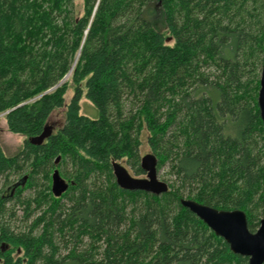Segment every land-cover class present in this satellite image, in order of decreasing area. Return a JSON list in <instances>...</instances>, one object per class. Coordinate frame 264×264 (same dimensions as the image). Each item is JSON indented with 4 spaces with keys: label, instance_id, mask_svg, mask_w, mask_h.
Wrapping results in <instances>:
<instances>
[{
    "label": "trees",
    "instance_id": "trees-1",
    "mask_svg": "<svg viewBox=\"0 0 264 264\" xmlns=\"http://www.w3.org/2000/svg\"><path fill=\"white\" fill-rule=\"evenodd\" d=\"M74 3L0 0V114L25 138L13 155L0 146V264H248L180 201L240 210L252 233L264 217V0ZM59 109L63 125L30 144ZM143 138L171 178L160 196L112 175L113 161L145 175ZM58 161L68 188L55 198ZM14 205L26 230L4 222Z\"/></svg>",
    "mask_w": 264,
    "mask_h": 264
},
{
    "label": "water",
    "instance_id": "water-1",
    "mask_svg": "<svg viewBox=\"0 0 264 264\" xmlns=\"http://www.w3.org/2000/svg\"><path fill=\"white\" fill-rule=\"evenodd\" d=\"M257 107L264 130V50ZM51 132V128L46 125L39 136L29 139V143L40 145ZM156 165L157 160L152 154L141 157L140 168L145 174L143 178L132 177L118 162H111V169L118 188L160 196L168 191V186L157 179ZM67 188L68 184L60 177L58 171L54 170L51 175L50 188L53 197H60ZM180 204L201 220L216 236L223 239L233 254L246 257L248 264H264V217L260 220L258 229L252 233L247 228L244 212L240 210H217L186 199L181 200ZM5 248L6 246L2 244L1 249Z\"/></svg>",
    "mask_w": 264,
    "mask_h": 264
},
{
    "label": "rangeland",
    "instance_id": "rangeland-1",
    "mask_svg": "<svg viewBox=\"0 0 264 264\" xmlns=\"http://www.w3.org/2000/svg\"><path fill=\"white\" fill-rule=\"evenodd\" d=\"M75 9L76 12H78L79 14L82 13V0H75ZM152 22H153V27L156 31L162 33L165 35V37H167V32H166V28H165V23H164V18L163 15L161 13V11L159 9L156 10V14L154 15V17L152 18ZM167 43L170 44V39H167ZM261 73V70H260ZM69 80V75L63 80V81H68ZM73 94V88L72 86H70L65 94V103H67L71 96ZM80 114L84 115L90 119H95L97 117V111L94 108V106L84 97H81L80 100ZM64 123V109H59L54 111L50 117L47 120L46 125L48 127L51 128L52 132H55L57 129H59ZM24 137L20 136V135H15L10 133L7 130V126L4 120V114H0V146L2 148V150L4 151V153L6 155H13L15 153H17L23 146V141H24ZM147 154H152L151 151L149 150L145 139L143 138L142 140V144L140 146V155L141 157H143L144 155ZM59 162V161H58ZM57 162V163H58ZM60 166L54 168L51 173H50V183H49V187L51 188V175L53 173L54 170L57 171H61L62 169H65V164L64 163H60ZM126 170L127 172L132 176V177H137V178H143L145 176H135L133 174V171L130 169V167L128 165H126L124 162L120 163ZM67 169V167H66ZM168 173V169L167 167H163L161 170H159L157 172V179L161 182L166 183L167 185L170 184V176L167 174ZM61 178H63V180L65 182H67L66 179H64V177L62 176V174L60 173ZM2 183V180L0 179V185ZM29 194V192H24L23 196H27ZM13 201H11L10 203H8V208H11L13 205ZM13 211L15 212V217L13 219H8L7 215L4 217V222L10 226V228H12V231L14 232H18V231H23L26 230V227L30 224V221L28 222H23L22 221V207L21 206H17L14 205V207L12 208ZM32 220V218L30 219ZM1 247V244H0ZM5 251V249L3 250ZM62 255H64V251L61 252ZM18 253H14V257H17Z\"/></svg>",
    "mask_w": 264,
    "mask_h": 264
}]
</instances>
